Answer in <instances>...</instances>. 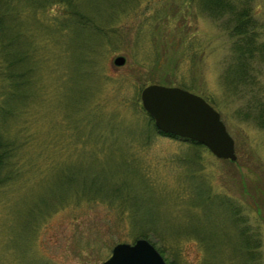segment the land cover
<instances>
[{
  "label": "rangeland",
  "instance_id": "rangeland-1",
  "mask_svg": "<svg viewBox=\"0 0 264 264\" xmlns=\"http://www.w3.org/2000/svg\"><path fill=\"white\" fill-rule=\"evenodd\" d=\"M79 1L99 26L39 21L63 15L57 6H29L19 21L31 97L11 119L25 145L22 171L0 186V264H100L140 232L172 264H264V129L243 115L247 92L224 85L226 15L202 0ZM246 1L261 44L251 71L264 83V0ZM150 82L211 103L236 159L160 131L140 101Z\"/></svg>",
  "mask_w": 264,
  "mask_h": 264
},
{
  "label": "trees",
  "instance_id": "trees-1",
  "mask_svg": "<svg viewBox=\"0 0 264 264\" xmlns=\"http://www.w3.org/2000/svg\"><path fill=\"white\" fill-rule=\"evenodd\" d=\"M201 3L210 14L226 15L225 28L229 29V33L234 38L232 61L225 71L224 85L232 93L247 92L245 95L249 101L243 115L252 118L264 129V83L260 82L250 66L256 52H261V44L257 45L256 42L257 33H254L257 24L251 16L253 9L246 0H202ZM29 6L33 14L37 13L40 16L54 6L63 11L64 14L53 19L51 24L46 19L39 20L46 26L58 23V31L66 30L69 22L99 26L92 16L83 10L79 0H0V78L7 84L5 88L0 84V186L15 179L23 168L19 163L20 159L17 160L15 157L16 151L25 145V140L20 139L21 133L17 137L12 136L10 132L11 119L22 116L26 110L25 104L28 101L26 99L31 97L29 87L33 69V55H31L33 46H25L26 28L19 22L26 12H29ZM149 121L153 126L150 116ZM137 234L138 237L146 236L144 232ZM253 244L257 245L256 242ZM257 263L259 264L260 261L258 260Z\"/></svg>",
  "mask_w": 264,
  "mask_h": 264
},
{
  "label": "water",
  "instance_id": "water-1",
  "mask_svg": "<svg viewBox=\"0 0 264 264\" xmlns=\"http://www.w3.org/2000/svg\"><path fill=\"white\" fill-rule=\"evenodd\" d=\"M124 60V56L118 55L113 61L121 64ZM140 100L160 131L200 142L217 157L236 159L234 138L220 113L200 94L154 82L142 87ZM101 264L169 263L151 241L138 237L133 242L115 243Z\"/></svg>",
  "mask_w": 264,
  "mask_h": 264
}]
</instances>
